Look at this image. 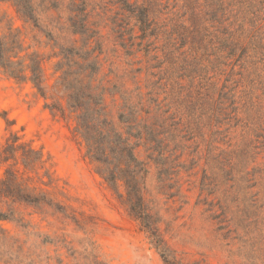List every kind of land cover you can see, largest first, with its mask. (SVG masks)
I'll list each match as a JSON object with an SVG mask.
<instances>
[{
	"label": "rangeland",
	"instance_id": "1",
	"mask_svg": "<svg viewBox=\"0 0 264 264\" xmlns=\"http://www.w3.org/2000/svg\"><path fill=\"white\" fill-rule=\"evenodd\" d=\"M34 1L40 29L0 3V35L43 55L47 92L0 74V264H264V0H128L142 22L118 0ZM82 12L107 119L140 144L149 230L75 115L46 107L66 98L42 30L77 50Z\"/></svg>",
	"mask_w": 264,
	"mask_h": 264
},
{
	"label": "trees",
	"instance_id": "2",
	"mask_svg": "<svg viewBox=\"0 0 264 264\" xmlns=\"http://www.w3.org/2000/svg\"><path fill=\"white\" fill-rule=\"evenodd\" d=\"M0 3H10L18 16L25 24H31L40 29V7L34 0H0ZM118 3L127 7V11L142 22L145 14L140 10L139 16L132 10L128 0H118ZM83 14V12L81 13ZM85 14L82 15L79 26L71 21V34L82 38V46L75 49L60 43V39L53 37L51 32L43 31L46 37V46L52 49V57L57 58L55 73H59L58 85L66 98V108L60 103H53L46 107L54 116L65 118L66 111L75 115L76 132L86 146V155L91 162L102 164V179L117 190L119 181H123L129 203V210L136 219L149 230L144 221H141L142 193L139 180L144 179L147 171L136 157V149L140 144H131L129 137H124L107 119L104 107V90L94 85L99 75L100 67L94 52L90 55L87 49L90 37H85L87 31ZM28 51L21 39L20 33H10L7 37L0 35V74L13 79L17 83L29 82L36 93L47 99L45 75L42 63L44 58L38 52L22 54ZM135 112H132L134 115ZM144 128L148 127L145 125ZM145 130H138L136 140L148 139ZM130 135V134H129ZM140 178V179H139Z\"/></svg>",
	"mask_w": 264,
	"mask_h": 264
}]
</instances>
